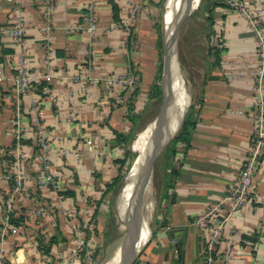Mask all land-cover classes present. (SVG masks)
<instances>
[{"label": "crops", "instance_id": "obj_1", "mask_svg": "<svg viewBox=\"0 0 264 264\" xmlns=\"http://www.w3.org/2000/svg\"><path fill=\"white\" fill-rule=\"evenodd\" d=\"M22 1L26 35L22 44H15L2 33L11 22L12 4L0 0V60L12 68L0 84V260L6 264H84V252L73 254L75 238L68 212L89 233L94 260L105 244L122 234L112 224L113 211L120 212L121 186L109 192L99 207L96 201L119 174L116 160L126 152L116 134L143 128L153 111L150 91L164 60V12L160 0H116L117 18L111 0ZM243 1L252 12L261 13L264 24V0ZM203 3L215 4L211 37L221 49L220 61L214 65L209 55L203 59L205 69L200 83L193 85V101L187 110L194 125L187 139L176 144L172 167L164 169L163 185L169 189L162 223L152 229L135 264H173L176 228L185 230L193 246L199 236L206 240V232L194 219L208 205L225 200L253 143L255 32L223 0ZM91 5L98 20L94 32L86 29ZM199 15L209 34L207 11L199 10ZM46 27H50V40ZM20 53L39 82H46L43 75L52 73L50 91L37 107L30 96L20 94L12 80L13 57ZM128 68L137 76L132 88H109L88 79ZM132 114L142 117L134 123ZM36 119L49 134L48 160L63 181L62 198L40 185L34 148ZM19 132L32 143L21 144L18 153ZM15 180L20 181L18 190ZM254 182L252 197L226 224L227 233L237 229L234 242L224 241L208 251L207 264H264V152ZM13 192L14 209L25 218L20 225L6 218V198ZM40 204L48 208L47 213L37 214Z\"/></svg>", "mask_w": 264, "mask_h": 264}, {"label": "built area", "instance_id": "obj_2", "mask_svg": "<svg viewBox=\"0 0 264 264\" xmlns=\"http://www.w3.org/2000/svg\"><path fill=\"white\" fill-rule=\"evenodd\" d=\"M12 4V17L11 22L4 26L2 33L9 37L13 43L22 44L26 35L24 6L22 0H7ZM226 7L239 11L249 22L252 30L256 35V52L257 64L253 71L254 77V101L255 106L252 112L254 119V134L253 143L251 144L247 155L242 161L238 176L231 186L229 193L224 201L219 203L210 204L206 207L201 215L194 219V224L206 232L207 248L208 251L214 250L217 245L226 241L228 244L234 242V235L237 229H232L230 233L225 231L227 222L230 216L238 212L250 200L254 193V178L257 167L260 162V157L264 152V24L262 22L261 13H254L250 10L247 3L243 0H223ZM96 8L91 5L88 8L86 17V29L89 32H94L98 27V20L95 13ZM46 39L50 40V27H46ZM13 71L14 76L12 80L15 87L20 94L28 95L31 97V102L34 107H37L43 98L41 94L37 93L36 83L39 82L38 78L30 71L28 59L22 54H17L13 57ZM10 63L0 60V84L8 79L7 70H11ZM84 78L83 76H76L75 79ZM86 78V77H85ZM46 84L43 86L42 94L45 96L50 91L49 81L52 79L51 70L49 73L43 75ZM92 82H102L109 88L118 86L125 88H132L136 81L137 76L133 71L128 68L127 71L114 74L108 77H88ZM38 125V144L39 151L36 158L40 164V185L43 188L50 189L56 192L60 198L63 197L61 193L64 190L63 181L60 175L52 170L51 164L48 160V153L50 151L49 134L46 132L45 127L40 119H36ZM18 124V122H17ZM21 134L17 135L16 148L19 153L21 147ZM91 144L92 140H88ZM20 185L19 180H15V188L18 190ZM15 194L14 192L6 200V218L9 219V214L14 209ZM47 207L40 204L37 208V214L47 213ZM224 209V210H222ZM68 216L72 220L71 229L74 233L75 247L73 249L74 255L84 254V264H95L93 258V250L87 239L84 227L75 221L74 213L68 212ZM0 264H6L0 260Z\"/></svg>", "mask_w": 264, "mask_h": 264}, {"label": "water", "instance_id": "obj_3", "mask_svg": "<svg viewBox=\"0 0 264 264\" xmlns=\"http://www.w3.org/2000/svg\"><path fill=\"white\" fill-rule=\"evenodd\" d=\"M200 1L201 0L198 1L196 7L192 8L190 7L188 0H179V5L173 13L170 23L167 22V10L164 5L162 20L164 60L161 83L163 100L153 121L156 125V129L152 136L150 146L144 152L136 153L128 174L125 177V181L121 186L122 195H124L125 189L130 187L129 195L126 200V211L131 216V223L130 225L125 224L126 227H128L124 233L125 240L127 241L124 246V252L129 250L131 246V239L129 237L130 232L133 234V245L129 255L126 256L119 264H135L142 250L152 237V229L150 228V225H148L150 236L142 244L143 231L146 222L144 218L145 215L140 209L138 203L137 188L140 181H142L150 171L154 172L156 162L160 154L180 131L186 112L190 106V103H188L185 107H179L178 105L176 77L177 75L181 77V75L179 73V65L177 63L176 45L183 20L192 15V13L199 6ZM176 2H178V0H176ZM179 108L182 110V116L175 127L173 117L177 114ZM145 129L146 127H144L142 131ZM262 230H264V228H262ZM172 237L175 243L174 258L172 261L173 264H196L198 262H202L203 264L208 263L209 252L207 242L206 240H202V236L198 237L194 246L192 245L189 235L186 234L185 230L182 228H176ZM193 254L195 257L192 256Z\"/></svg>", "mask_w": 264, "mask_h": 264}, {"label": "rangeland", "instance_id": "obj_4", "mask_svg": "<svg viewBox=\"0 0 264 264\" xmlns=\"http://www.w3.org/2000/svg\"><path fill=\"white\" fill-rule=\"evenodd\" d=\"M192 1L193 0H190L189 3H191ZM165 2L166 0H162L161 3L162 13L164 12ZM177 3H179V1ZM198 9L199 8H197L195 12L192 13V15H190L189 17L183 20L176 45L179 73L182 77L183 83L185 82L184 86L188 96L190 97L189 98L190 104L193 101V90H194L193 85L197 86V84L200 83V80L203 75V70L205 69L203 59L207 55L209 46H211L207 33L208 30L205 28L204 23H202L199 19L200 15L199 12L197 13ZM160 81L162 83V74ZM162 100H163V94L160 102L153 104L152 107L153 111L151 112V114H149V116H147L149 118H147V120L145 121H148L153 117L155 118V116L157 115L160 109ZM134 148L136 151H138L136 147ZM165 159H166V154H163L162 152L158 158L159 161L157 160L159 166L157 168L155 167L154 170V179L152 182V187L150 188L151 192L149 191V194L148 193L146 194L147 199H149L148 195H151L152 197L150 196V198H152L155 201V202L153 201L152 214H154V221L150 225L151 229H155L157 226L160 225V223H162V212L163 210H165L166 204L168 203V197L165 196L166 188L163 185ZM130 167L131 164L127 165V167L125 168L124 177L121 186L125 181V177L128 174ZM153 187H154V191H153ZM129 190H130L129 187H127L124 191V195L121 194L119 200L120 212L118 214L116 213L115 210L113 211L115 201H112V203L110 204V210L113 211V215L115 217V220H113L112 224L113 226H116L119 229V231L121 230L122 234L115 241L109 242L108 244L104 245V247L101 249L100 253L98 254L97 258L95 259V264H105L106 260L112 253V250L116 246L117 241L118 240L120 241V239L123 237L122 235H124L127 229L125 227V224L130 225L131 223V216L126 211V200L129 195ZM140 190H143L141 187V183L138 184V188H137L138 193L140 192ZM110 262L112 263L114 262V257L110 260Z\"/></svg>", "mask_w": 264, "mask_h": 264}, {"label": "trees", "instance_id": "obj_5", "mask_svg": "<svg viewBox=\"0 0 264 264\" xmlns=\"http://www.w3.org/2000/svg\"><path fill=\"white\" fill-rule=\"evenodd\" d=\"M199 0H193L191 3H189L190 7H196L198 4ZM204 0H202L199 9L197 11V13L199 12V10L204 9L205 11H207V15H206V20L209 22V27L211 29V31L208 34L209 37V42L211 44V46H209L208 48V54L210 57H212L214 59L213 64H218L220 61V47L218 44H216L213 41V37H211V35H214V30H213V25H214V21L213 18L211 16V13L213 11L214 5L212 6H205V3H203ZM112 2V8H113V12H114V16L115 18L118 17V11H119V5L116 2V0H111ZM162 3V0H160V4ZM163 71V65L161 64L160 66V75L158 80L156 81V83L152 86L151 91H150V99L154 100L153 104H156L157 102H160L161 97H162V86H161V74ZM46 84L45 81H40L38 83H36L37 86V93L41 94L42 97H45V94H42V88L43 86ZM23 95V94H22ZM188 113H186L182 127L180 129V131L178 132V134L171 140V142L166 146V148L163 151V154H166V159H165V168L166 169H170L172 167V159L174 158L175 154H176V144L182 140L187 139L188 135H189V129L190 126L194 125L191 121L190 118L188 116ZM182 116V112L180 113V115L177 118V122L180 120ZM142 117V114H132L130 115V119L132 122L137 123L140 118ZM147 125V123L143 126V128L135 131V132H131L129 134H122V133H117V139L119 141V143L123 144L126 147V152L123 158L117 159L116 162L119 164V174L113 179L112 183H110L106 190L103 192L102 194V198L98 201H96V204L100 205L101 201L104 199V197L111 191H116V189L118 187L121 186L123 177H124V172H125V168L127 167V165L132 164V161L134 159V157L136 156V152L132 150L131 145H132V140L135 137V135L141 131L142 129H144V127ZM21 143L22 144H31L32 140H23L21 139ZM16 144V143H15ZM35 151L38 152L39 151V144L38 141L36 142L35 146ZM159 161V160H158ZM158 162L156 164V168L158 167ZM168 186L166 187V197L168 194ZM64 196L65 191L63 190L61 192ZM7 197V196H6ZM7 200V198H6ZM5 209H6V203H5ZM25 218L23 215H17V211L14 210L12 213L9 214V222L11 224L14 225H20V223L24 222ZM115 220V218H114ZM86 235H87V239L89 238V233L86 231ZM42 249L44 251H48L47 247H42Z\"/></svg>", "mask_w": 264, "mask_h": 264}, {"label": "bare ground", "instance_id": "obj_6", "mask_svg": "<svg viewBox=\"0 0 264 264\" xmlns=\"http://www.w3.org/2000/svg\"><path fill=\"white\" fill-rule=\"evenodd\" d=\"M188 2H190V0ZM178 5H179V3H177L176 0H166V2H165V6H166V10H167L166 18H167L168 23L171 22L172 15L175 12ZM176 79H177L176 86L178 88V95H177L178 105H179V107L180 106L185 107L189 103L188 102L189 96H188L186 89H185V86H184L185 82L183 83V80L181 79V77L179 75H177ZM181 112H182V110H180V108H179L177 114L173 117V123H174L175 127L178 124V122L176 120H177V118ZM153 121H154V117L147 121V125L145 126L146 129L144 131L141 130V132L137 133L135 135V137L133 138L132 148L136 153H142L149 148L151 140H152V136H153L155 129H156V125ZM134 147H136L137 150L140 152L136 151ZM153 179H154V172L150 171L144 177V179L142 181H140L141 187L143 190H140V192L138 193V200H139L140 209L142 210V212L145 215L144 218H145V222H146L145 226H144V231H143L142 244L150 236V231H149L148 225H151L152 222L154 221V214H152L153 201L154 200L152 198H150L151 195H148L149 199H147V196H146L147 193L149 194L150 188L152 187ZM154 187H153V191H154ZM129 189H130V187H129ZM129 237L131 239V246H130L129 250L124 252V246L127 243V241L125 240V235H124L120 239V241L119 240L117 241L116 246L112 250V253L110 254L108 259L106 260L105 264H119L126 256L129 255V253L132 249V245H133V234H132V232H130ZM113 257H114V262L112 263V262H110V260Z\"/></svg>", "mask_w": 264, "mask_h": 264}]
</instances>
